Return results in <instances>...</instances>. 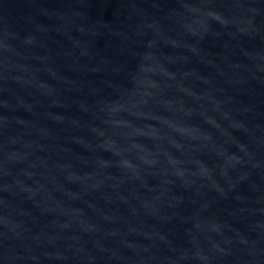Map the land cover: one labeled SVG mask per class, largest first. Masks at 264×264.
Returning a JSON list of instances; mask_svg holds the SVG:
<instances>
[{
    "label": "water",
    "instance_id": "water-1",
    "mask_svg": "<svg viewBox=\"0 0 264 264\" xmlns=\"http://www.w3.org/2000/svg\"><path fill=\"white\" fill-rule=\"evenodd\" d=\"M0 264H264V0H0Z\"/></svg>",
    "mask_w": 264,
    "mask_h": 264
}]
</instances>
